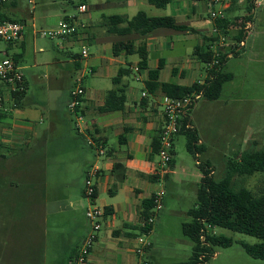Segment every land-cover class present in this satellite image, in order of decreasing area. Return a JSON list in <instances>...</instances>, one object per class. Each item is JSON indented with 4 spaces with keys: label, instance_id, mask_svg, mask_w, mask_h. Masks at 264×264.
<instances>
[{
    "label": "crops",
    "instance_id": "1",
    "mask_svg": "<svg viewBox=\"0 0 264 264\" xmlns=\"http://www.w3.org/2000/svg\"><path fill=\"white\" fill-rule=\"evenodd\" d=\"M21 3L22 0H14L5 5L2 8V16L7 19L19 16L22 13ZM58 4L64 5L63 14L46 13L44 20L49 26H56L61 20L76 15L68 11V7L74 9L76 7L64 0L43 3L46 12L54 10ZM88 4V12L81 16V20L87 26L85 34L89 57L82 58L71 52H68L67 59L44 56L46 65L60 68H64L65 65L70 72L77 73L76 79L82 78L86 93L81 113L87 127L86 135L78 134L76 120L68 111L66 114L59 106L58 109L49 103L31 101L27 98L26 77L25 95L17 105L6 88L0 86V93H3L5 99L0 114V166L6 178L4 191L0 195V203L6 204L1 207L4 217L0 218L4 220L0 223V236L1 240L2 235L4 240H9L12 229L15 230L16 227L20 229L17 237L30 233L31 243L15 242L11 245V254L32 264H41L48 249L45 244L47 238L45 224L49 216L72 212L70 214L74 217V213L76 215L81 213L82 209H87L85 207L88 201L85 203L83 199L82 180L77 177L63 183L59 180V185L52 192L45 188L49 154L57 152L56 139L68 140L73 137L72 128L77 137L86 142L90 137L106 148V154L99 156L93 147V159L80 145L78 146V140L72 149L73 152L81 153L82 163H88L86 174L93 167L99 169L95 203L105 211L103 229L88 264H140L141 258L135 254L134 249L138 246V238L141 236L142 204L162 189L166 193V182L171 180L176 167L175 164L174 169L168 173L169 176L167 178L164 176L161 182L149 179V176L154 174L158 162V157L153 156V141L160 135L164 123L165 98L160 91L151 94L147 90L149 72L162 65L158 79L161 83L180 86H192L196 82L203 84L207 72L204 64L193 54L197 46L204 44L205 38L214 37L216 22L211 19V13L224 11L225 17L231 22L227 29L231 36L236 35L242 27L247 32L254 27L249 19H244L248 15L247 0H170L163 6L153 5L148 0H89ZM35 7L29 9L33 20ZM141 13L150 18L173 17L178 25L186 26L188 30L160 28L147 35L133 33L123 36L109 32L108 18L122 16L132 20ZM20 18L26 19L25 16ZM243 22L245 25L241 26ZM27 28L32 26L27 25L21 42L9 45L10 48L21 45L20 53L16 55L17 59L25 54ZM32 34L36 43L38 36L34 34L33 28ZM51 41L53 49L57 51L77 43L71 39ZM128 42H133L135 48L145 45L149 55L148 69L139 70L138 54L122 53L115 56V44ZM204 45L206 47V43ZM46 50L45 46L39 47V52L46 53ZM132 57L136 60H131ZM121 68H127L131 73L124 76L120 84H115L113 79ZM88 76L93 80L87 81ZM131 81L136 82L139 87L133 86ZM118 88L126 91L125 107L114 112L101 111L107 93ZM70 92L71 89L68 99ZM68 102L67 100V105ZM40 111L41 114H38ZM49 141H53L54 144L51 153ZM63 160L64 158L59 162V166L67 171L68 166ZM78 165L76 164L73 170H77ZM76 223L77 220L73 225ZM81 227L76 239L69 237L61 247L62 254L57 264H73L78 253V247L75 248V245L79 246L91 229L89 222ZM19 242H22L21 238ZM152 245L144 256L149 262L153 261ZM0 246L3 247L1 244Z\"/></svg>",
    "mask_w": 264,
    "mask_h": 264
},
{
    "label": "rangeland",
    "instance_id": "2",
    "mask_svg": "<svg viewBox=\"0 0 264 264\" xmlns=\"http://www.w3.org/2000/svg\"><path fill=\"white\" fill-rule=\"evenodd\" d=\"M52 0H35V19L29 13L32 5L28 0H22V13L19 16L11 18L12 20L22 21L28 26L36 24L37 29H48L53 26L47 25L44 17L48 14L62 15V7L58 4L54 10L46 12L44 2ZM59 1V0H57ZM63 1V0H60ZM261 6L256 9L250 21L254 25L249 30L244 40L245 48L241 49L240 54L231 55L225 64L223 71L234 75V79L224 86L222 96L217 101H208L204 97L199 99L190 110L189 115L192 119L194 128L197 130L202 149L199 159L201 162L209 163L215 169V177L221 179L225 174L226 163L229 159H235L236 154L255 147L264 149V0H261ZM67 4V3H65ZM68 5V4H67ZM70 6V5H68ZM70 14H77L76 8L68 7ZM30 15L29 17H27ZM25 16L26 19L22 20ZM20 19V20H19ZM28 39L25 44L24 56L17 59L19 66H23L22 72L28 81L27 98L31 101L49 103L55 107H61L66 113L69 111L68 105L71 99H68L69 90L76 88V72H70L64 65V68L55 65H46L44 56H58L60 59H67L68 52L76 55L82 53V43H75L72 46L63 47L61 51L54 50L51 40L43 36L36 37V43L33 40L32 28H27ZM238 34V33H237ZM229 38L228 44L232 43ZM45 46L46 53L39 52V47ZM91 48V46H90ZM0 49L7 50L10 57H17L20 53L21 45H15L10 48L5 43L0 44ZM92 50V49H91ZM94 50V49H93ZM135 61L136 58L132 57ZM61 69V70H59ZM87 81L93 80L88 76ZM133 86L139 85L131 81ZM89 83V82H88ZM71 94V92H70ZM68 105L66 104V101ZM58 107V109H59ZM41 114V111L38 113ZM67 114V113H66ZM72 128V125H71ZM72 138L56 139V154H49V168L45 188L52 192L56 186L68 180L77 177L82 180V187L85 190V180L87 177V162H81V153L73 152V146L80 145L82 150L89 153L93 159V147L87 144L85 140L71 129ZM50 153L54 146L53 141H49ZM176 167L171 180L166 182V194L163 200V207L156 216L153 225L154 232L145 235V239L150 241L153 251V261L151 264H178L188 261L194 253V241L183 232V224L192 219L188 216V211L197 204V192L201 181V169L198 166L197 157L187 149V137L180 134L176 141ZM91 149V150H90ZM90 150V151H89ZM68 166V170H62L59 162L62 161ZM71 159H77L71 161ZM79 164L77 170L73 167ZM0 166V195L4 191L6 178L2 173ZM237 187H247L255 195L264 192V173L257 174L248 178H235ZM109 195H107L108 197ZM85 203L88 201L83 192ZM89 204V201H88ZM6 206L0 203V217L2 216L1 207ZM88 205L85 207L87 208ZM72 212L65 214L51 215L45 224L47 231V251L42 258L41 264H57L58 258L62 254L61 247L65 241L71 237L76 239L89 220L86 216V209L77 213L74 217ZM4 219L0 218V223ZM77 223L73 225V222ZM28 222V220H27ZM17 225V223L15 224ZM90 225V222H89ZM4 230V229H3ZM6 230V229H5ZM20 233L18 227L12 229L10 239L2 240L0 236V264H32L23 258H15L11 254V245L18 243L29 244L30 233L17 237ZM215 233L231 238L235 243L229 248L214 247L215 255H212L203 264H264V260L251 258L239 241L248 244H257L260 242L256 237L231 231L229 229L215 228ZM21 238L22 242H19ZM23 239V240H22ZM74 243V242H73ZM82 243L78 247L81 248Z\"/></svg>",
    "mask_w": 264,
    "mask_h": 264
},
{
    "label": "trees",
    "instance_id": "3",
    "mask_svg": "<svg viewBox=\"0 0 264 264\" xmlns=\"http://www.w3.org/2000/svg\"><path fill=\"white\" fill-rule=\"evenodd\" d=\"M156 6H163L170 0H148ZM236 1V0H233ZM248 6L246 20L253 17L256 10L253 0H247ZM3 19H7L2 16ZM109 20V32L117 35H128L138 33L147 35L160 28H170L175 30H188V27L178 25L173 17H147L143 13L129 20L122 16H112ZM231 22L224 17L218 19L216 25L221 34L226 36L227 41L220 44L219 34H214L212 38H205L204 44L195 48L194 57L202 64H209L214 60L218 63L209 70L205 82H196L192 86H180L171 83H161L158 81L162 65L156 70H150V80L146 83V88L151 94L162 92L169 98H183L195 92H203V97L208 101H217L221 98L224 86L234 79V75L226 73L223 68L231 55H238L244 46L247 37V30L242 27L234 36L230 35L228 28ZM244 22L241 26H244ZM229 38L233 42L228 44ZM122 53L126 55L138 54L139 70L148 69L149 55L145 45L135 48L133 42L117 43L114 46L115 56ZM16 62V57L13 58ZM127 68H121L117 76L113 79L115 84H120L121 79L130 74ZM26 91L11 92L10 96L19 104ZM127 101L126 91L123 88L113 89L107 93L105 105L101 108L103 112H114L122 110ZM184 134L187 137V149L197 157V164L201 169L202 178L197 192V204L188 211L191 217L190 222L183 224V232L190 237L194 243V253L192 257L178 264H203L212 255H215L214 247L229 248L235 242L224 235H219L213 229L220 227L234 232L256 237L260 240L257 244H248L239 241L245 252L253 259L264 260V192L255 195L247 187H237L235 178H248L264 173V149L251 147L243 153H238L235 159H229L226 163L225 174L221 179L215 177V169L207 162L203 163L199 159L202 143L197 130L194 128L190 115H186L180 121V131L177 136ZM160 149V135L153 141V156H157ZM169 170L165 174L167 178L176 164V153L174 152ZM157 175L149 176L151 181H158ZM154 207V195L146 199L142 204V219H147L151 215ZM153 230V226L140 227L141 233H148ZM203 237L205 238L203 240Z\"/></svg>",
    "mask_w": 264,
    "mask_h": 264
},
{
    "label": "built area",
    "instance_id": "4",
    "mask_svg": "<svg viewBox=\"0 0 264 264\" xmlns=\"http://www.w3.org/2000/svg\"><path fill=\"white\" fill-rule=\"evenodd\" d=\"M14 0H0V44L6 45L17 44L23 40L27 24L22 21L2 18V8L12 3ZM71 3L76 7L77 14L72 17L61 20L56 26L48 29H37L33 24L32 28L34 34L43 36L49 39H71L74 42L82 43V58H88L90 55L87 37L85 34L86 24L81 20V16L88 12L89 0H64ZM217 1V0H214ZM255 7L260 6L261 0H253ZM32 8L35 7V0H28ZM225 17L224 11L219 10L211 13V19L215 22L218 19ZM214 34H219L220 44L227 41L226 36L221 34L218 26L215 24ZM244 46V43H241ZM218 61L214 60L209 64H204L207 75ZM138 70V68H137ZM77 86L71 91V99L68 105L69 111L74 115L76 120V131L79 135H86L87 127L84 123V117L81 113L83 98L85 96V88L83 86L82 78L76 79ZM0 86L6 88L11 92H23L25 90V75L22 68L16 61L8 55L7 50L0 49ZM145 95V94H144ZM203 97V92H195L183 98H169L165 95L164 98V123L160 132V149L158 152V162L154 169V174L159 176L158 181L161 182L162 178L169 170V165L174 158V142L175 138L180 131V121L183 117L189 114L190 110L194 107L199 99ZM4 95L0 93V114L3 110ZM88 145L94 147L99 156L106 154V148L103 144H99L92 140L90 137L87 139ZM99 177V169L93 167L88 173L85 182L84 195L89 201L86 209V217L90 222V231L82 242L81 248L77 253L73 264H88L89 258L93 253L94 247L98 241L100 232L103 229V222L105 211L99 207L96 201L98 192L97 179ZM165 190H160L154 194V207L151 215L147 219H142L141 227L146 228L153 226L156 216L162 210ZM215 232V229H213ZM150 230L148 233H151ZM148 233H141L138 238V246L134 249L135 254L141 258L140 264H151L149 260L144 259L147 250L151 244L145 239ZM205 238L203 237V240Z\"/></svg>",
    "mask_w": 264,
    "mask_h": 264
}]
</instances>
